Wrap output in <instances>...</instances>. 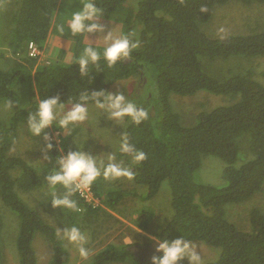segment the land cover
Instances as JSON below:
<instances>
[{
    "label": "trees",
    "instance_id": "trees-1",
    "mask_svg": "<svg viewBox=\"0 0 264 264\" xmlns=\"http://www.w3.org/2000/svg\"><path fill=\"white\" fill-rule=\"evenodd\" d=\"M64 1L68 2L14 0V11L6 24L10 29L8 32L0 30V43H5L13 57L9 68L0 69V102L11 100L13 85L20 82L29 84L33 98L28 107L15 111L7 124L0 121V198L18 216L15 240L18 264H36L32 246L36 232L43 234L52 246L53 256L48 264H64L69 259L56 225L46 223L29 207L17 188L26 192L47 184L48 175L58 167L60 149L66 154L71 151L65 144H59V148L53 142H45L48 162L40 168L32 166L10 150L19 125L27 123L29 111H35L37 99L58 97L62 104L94 103L95 93L107 94L113 83L132 75L144 78L147 68L154 75L151 101H156L159 108L153 107V112L150 101L146 108L147 119L140 123L130 119L117 156H126L120 151L124 137L144 154L143 160L131 164V174L136 184L147 187L146 198L156 194L163 180L169 181L174 213L166 226L154 235L219 247L218 259L204 264H264V213L257 208L250 210L249 230L238 228L224 213L225 203L240 202L263 189L264 79L255 78L252 64L254 59L264 57V30L214 38L206 36L200 23L209 20L214 6L230 0H138L134 8L127 6V0H95L103 8L101 17L120 19L123 35L127 34L132 42L134 28L140 25L137 46L129 56L111 65L100 56L82 73L78 60H66L63 54L49 61H37L38 56L29 55L30 43L39 50L46 49L56 8ZM237 1L264 4V0ZM202 57L231 59L229 64L232 65L214 74L203 70ZM261 75L264 78V70ZM200 90L227 96L229 103L202 109L187 123L181 112L173 111L169 94L190 96ZM82 96L88 99L81 100ZM137 107L144 108L140 104ZM53 130L59 129L56 125L48 126L39 135L44 138ZM207 154L224 161L223 186L193 181V171ZM239 161L241 163L235 166ZM39 170L43 175H39ZM92 187L98 195L95 182ZM128 192L120 188L108 190L105 203L112 207ZM70 199L80 211L61 207L59 216L67 224L85 223L83 215L98 211V207L92 208L76 190ZM153 216L152 210L141 211L136 219L137 226L146 231ZM1 234L0 213V264H3ZM126 245H106L94 254L91 264L124 261L131 254Z\"/></svg>",
    "mask_w": 264,
    "mask_h": 264
},
{
    "label": "rangeland",
    "instance_id": "rangeland-1",
    "mask_svg": "<svg viewBox=\"0 0 264 264\" xmlns=\"http://www.w3.org/2000/svg\"><path fill=\"white\" fill-rule=\"evenodd\" d=\"M137 1L127 0L126 4L128 7L134 8ZM13 3L14 0H0V30L8 32L10 29H7L6 24L7 20H9V15L14 11ZM81 3L82 0H68V2L58 4L52 32L49 37L50 40L47 41L48 45L46 44V49L39 51V54H37V61L56 60L59 54H63L66 60H79V57L83 54L86 47H92L102 52L104 48L111 46L114 39L123 35L120 19L102 17L96 20V23L103 26L102 30L72 35L65 22L64 32H58L60 13L67 10H76L81 7ZM138 29H140V25L137 24L134 28L133 35L135 45L137 44L136 37H138ZM200 29L206 36L213 38L262 31L264 30V4L258 2L243 4L237 0H230L216 5L212 9L209 20L202 24L200 23ZM4 44L2 45L0 43V69H7L13 64L11 63L13 62V57L8 49L5 48ZM200 60L203 70L213 72L214 74V71L221 69L228 70V66L232 65L229 64L231 59H210L208 57H202ZM252 65L254 66L255 78L263 81L264 78L261 72L264 70V57L254 59ZM147 69L144 72V78L132 75L113 83L107 94L123 95L126 101L135 102L136 105L140 104L145 109L148 108L147 105L152 100L151 93L154 92V75L150 71V68ZM13 91L14 96L10 100L12 102V109L7 107L6 101L0 102V121L5 124L9 122L10 117L15 111L28 107L33 100L31 87L27 82L14 84ZM169 101L173 111L181 112L187 123L192 122L195 113L202 109H211L217 105L229 103L227 96L204 90L197 91L190 96H180L170 93ZM150 103L153 112L155 107L159 108L156 101H151ZM63 105L64 107L59 110L56 117L57 122L50 125H56L61 130L62 137L60 135V142L58 144H65L66 148L71 151L81 150L94 157H99L105 164L109 163V156H114V162L120 164L122 168L127 169L131 173V164H133L131 158L128 156H117L121 137L125 134L126 127L131 118L125 116L117 120L110 116V112L106 107L100 108L95 102L86 103L82 104L87 110L85 120L74 122L68 128H60L58 126V120L74 104ZM149 112L152 113L151 110ZM11 149H14L11 150L12 154L24 158L30 165L37 168H40L49 160V151L45 146L44 138H41L40 135L32 136L28 130L27 123H21L19 125L17 136ZM60 152L61 156L67 155L62 153V149H60ZM240 163L239 161L234 165L238 166ZM224 166L225 163L220 157L210 154L203 155L199 167L192 173V179L196 183L223 186L225 184L223 177ZM39 175H43L41 170H39ZM97 180L98 189L101 192V204L105 203V194L108 190L120 188L128 189L129 192L114 206H102L100 210L93 214H89L88 216L83 215L85 223L78 221L74 225L65 223L64 219L59 216L61 206H53L52 194L47 189L48 183L38 189L26 192L17 188L18 194L29 207L35 209L46 223L56 225L63 246L69 253V259L64 264H91L93 256L98 250H101L109 244H113L116 247L121 246L124 244L123 238H127L133 244L149 242L154 238L151 239L144 237L142 234H137L138 232L131 225L123 221L135 224L138 214L141 211L152 210L154 212V218L149 222L146 231L149 234H154V232L156 233L166 226L174 213L171 206V187L167 179L160 183L156 194L150 198L145 197L147 187L134 183L132 174L130 176L121 175L119 177L110 176L106 178L104 176V169L101 168ZM56 192L57 195H63L66 189L61 185H57ZM252 208H257L264 213V185L261 192L255 193L245 200L237 203H225V218L238 228L249 230V213ZM0 213L2 217L1 246L3 264H18L15 244L18 234V216L2 202L1 198ZM72 227H77L83 233L85 241L82 244L70 242L65 237V231ZM190 242L200 255L202 264L218 259L220 255L219 247L211 246L201 241ZM32 246L35 250L36 264H48L53 256V250L49 240L40 232H36L33 237ZM81 247L86 249L88 253L86 257L81 255ZM108 264H138V259L133 256L131 250V255L126 260L109 262ZM179 264H189V261L185 258Z\"/></svg>",
    "mask_w": 264,
    "mask_h": 264
},
{
    "label": "clouds",
    "instance_id": "clouds-1",
    "mask_svg": "<svg viewBox=\"0 0 264 264\" xmlns=\"http://www.w3.org/2000/svg\"><path fill=\"white\" fill-rule=\"evenodd\" d=\"M102 15L103 8L98 6L95 0H82L81 7L76 10H67L60 13V23L57 30L61 33L64 32L65 22L67 23L68 30L72 35L102 30L103 26L96 23V20ZM221 31H223V29H221ZM135 46V43L129 39L128 35L124 34L119 38L114 39L111 46L104 48L102 52H99L92 47H86L78 60L80 71L82 73L86 72L89 63H95L99 59L100 55H103V57L111 65L118 59L129 56L131 50ZM99 97H103V99H100ZM87 99V96L81 97V100ZM92 99L98 107H106L110 112V116L117 120L127 116L134 122L140 123L148 117V111L146 109L137 107L135 102L126 101L123 95H112L110 93L105 94L100 92L95 93ZM6 105L8 108L12 109V102L9 99L6 101ZM34 106L35 111H29L27 116V126L32 136H38L48 126L57 122L56 117L58 112L64 107V105L59 101L58 97H51L43 100L37 99ZM86 113V108L82 104L76 103L62 116V118L58 120V126L60 128H68V126L74 122L85 120ZM56 146L59 147V145ZM51 147V144H49L48 148ZM120 151L124 155L130 157L133 163L144 159V154L128 143L126 137L122 139ZM62 153L64 154L65 151L62 150ZM108 160L109 163L105 164L101 158L94 157L93 155L81 150L69 151L67 155L58 157V167L54 168L51 174L47 177V189L52 194L53 206H61L65 209L80 211L76 202L73 199H70V196L74 190L87 189L90 184L92 187V183H96L95 180L100 175L101 168L104 169V176L106 178L110 176L119 177L121 175H131L127 169L122 168L120 164L114 162V156H109ZM57 185L63 186L67 191L63 195H57ZM97 190L98 195L94 190L93 193L98 199V203L95 207H91H98V210H100L102 206H106L107 204L100 203L101 192L99 191L98 186ZM64 235L70 242L82 244L85 241L83 233L77 227L67 229ZM154 240L158 241L156 250L160 254H158L159 256L157 255L152 257V264H179V262L185 258H187L189 264H202L200 255L197 253L195 247L190 241L182 238L173 240L167 238H155L146 242L145 245ZM133 245L144 246L142 243L133 244L130 242L127 243L126 248L130 252L131 250L133 252V248L131 247ZM121 246H123V244ZM80 252L84 257L88 254L86 249L83 247L80 248ZM137 253L133 252V256L138 259V264H142L143 262L144 264H147L146 258H139Z\"/></svg>",
    "mask_w": 264,
    "mask_h": 264
},
{
    "label": "built area",
    "instance_id": "built-area-1",
    "mask_svg": "<svg viewBox=\"0 0 264 264\" xmlns=\"http://www.w3.org/2000/svg\"><path fill=\"white\" fill-rule=\"evenodd\" d=\"M29 49V55L30 56H38L39 50L37 46H35L33 43H30L28 46ZM45 142H53L56 145H59L60 142V131L59 130H53L51 133L47 134L44 137ZM76 192L79 194L80 197L84 199L87 203H89L92 207H95L98 203V199L94 196L91 184L88 186L87 189H80L76 190Z\"/></svg>",
    "mask_w": 264,
    "mask_h": 264
},
{
    "label": "water",
    "instance_id": "water-1",
    "mask_svg": "<svg viewBox=\"0 0 264 264\" xmlns=\"http://www.w3.org/2000/svg\"><path fill=\"white\" fill-rule=\"evenodd\" d=\"M128 58H125L124 61H127ZM157 246H158V241L154 240L152 242H150L147 245L141 246V245H133L131 246L133 249H138V250H142L140 248H143L145 250V254H146V261L147 264H152V257L153 256H157L158 253L157 252Z\"/></svg>",
    "mask_w": 264,
    "mask_h": 264
},
{
    "label": "crops",
    "instance_id": "crops-1",
    "mask_svg": "<svg viewBox=\"0 0 264 264\" xmlns=\"http://www.w3.org/2000/svg\"><path fill=\"white\" fill-rule=\"evenodd\" d=\"M96 181V185L98 186V180L96 179L95 180ZM123 219V218H122ZM124 220V219H123ZM122 220V221H123ZM123 222H125V223H128L129 225H131L132 227H133V229H135L138 233L137 234H142V235H144V237H148V238H151V239H155L156 238V236L154 235V234H149V232L148 231H144V230H142L141 228H139L138 226H137V224H136V222H135V224H132V223H129V222H127V221H123ZM155 233V232H154ZM157 239V238H156ZM130 242V240H128L127 238H123V243L124 244H127V243H129ZM139 243H146V242H139Z\"/></svg>",
    "mask_w": 264,
    "mask_h": 264
},
{
    "label": "flooded vegetation",
    "instance_id": "flooded-vegetation-1",
    "mask_svg": "<svg viewBox=\"0 0 264 264\" xmlns=\"http://www.w3.org/2000/svg\"><path fill=\"white\" fill-rule=\"evenodd\" d=\"M146 243H143V245H145ZM142 250L137 251L138 249H133V252L137 253L139 258H146V254H145V250L143 248H140Z\"/></svg>",
    "mask_w": 264,
    "mask_h": 264
}]
</instances>
